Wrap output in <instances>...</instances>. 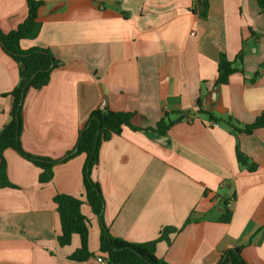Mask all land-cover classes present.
<instances>
[{
  "label": "crops",
  "instance_id": "obj_1",
  "mask_svg": "<svg viewBox=\"0 0 264 264\" xmlns=\"http://www.w3.org/2000/svg\"><path fill=\"white\" fill-rule=\"evenodd\" d=\"M39 34L23 50L47 48L60 66L45 87L30 89L20 137L31 155L61 159L77 142L89 115L106 104L134 113L132 124L155 129L165 114L175 120L164 136L125 127L100 147L92 177L105 200L110 234L131 243L165 238L155 253L166 264H219L240 247L246 264H264V128L234 134L212 118L251 125L264 111V11L254 0H37ZM195 8V9H194ZM195 10V11H194ZM26 0H0V31L27 18ZM226 85H217L221 54L234 61ZM259 74L253 82L251 80ZM19 65L0 45V132L11 121ZM238 151L256 170L238 162ZM11 187L0 189V264H100L101 223L84 203L89 250L60 246L54 197L84 200L85 155L43 170L13 149L4 153ZM234 200L229 223L222 203Z\"/></svg>",
  "mask_w": 264,
  "mask_h": 264
},
{
  "label": "trees",
  "instance_id": "obj_2",
  "mask_svg": "<svg viewBox=\"0 0 264 264\" xmlns=\"http://www.w3.org/2000/svg\"><path fill=\"white\" fill-rule=\"evenodd\" d=\"M254 1L259 5L262 13L264 11V0ZM26 2L28 13L25 21L14 31L9 33L0 31V45L19 65V83L11 92L14 99L11 121L0 132V189L12 186L7 176V162L4 157L7 149L15 150L24 159L41 168L43 170L40 178L42 183L52 180L53 168L56 165L66 163L79 155H85L86 159L82 169L85 189L84 200L66 194H57L53 199L61 222L62 232L58 237L60 246L70 245L73 236L78 235L80 237V247L70 256V259L84 262L94 256L89 250V220L81 212L82 205L87 203L101 223L100 252L107 260V264H166L157 257L155 245L159 240L165 238L167 231H172L173 228H165L160 237L150 243H131L112 236L103 221L105 200L100 185L94 181L92 174L99 164L101 145L114 135H121L125 127L134 131H153L164 136L173 125L189 117L190 113H174V115H179L175 120H172L170 114L167 113L155 129H142L132 124L134 113L115 112L106 107H101L89 115L87 122L79 131L75 147L61 159L42 158L25 152L20 141L25 97L30 89H41L48 85L51 73L61 64L50 49L35 47L23 50L21 48V40L35 38L41 30L38 11L43 3L37 0H26ZM195 5H200L205 9L208 8L207 0H197ZM242 59L243 52L234 61L229 60L225 54H221L218 62L216 84L226 85L233 73H243L242 70L235 68V63L237 61L241 62ZM258 76L259 74H256L251 82ZM212 119L214 123L229 126L236 135L241 133L251 134L257 129L264 128V111L260 113L253 124L242 127L231 118L227 120ZM238 162L241 166L247 167L250 172L256 170V166L251 164L249 159L240 151H238ZM226 203V201L222 203L224 209L222 219L224 222L229 223L232 211L226 207ZM219 264H246L241 254V248L235 247L225 251Z\"/></svg>",
  "mask_w": 264,
  "mask_h": 264
},
{
  "label": "built area",
  "instance_id": "obj_3",
  "mask_svg": "<svg viewBox=\"0 0 264 264\" xmlns=\"http://www.w3.org/2000/svg\"><path fill=\"white\" fill-rule=\"evenodd\" d=\"M195 1H197V0H195ZM105 106H106V104L103 103L101 107H105ZM211 125H212V126H217L218 124L213 122V123H211ZM233 202H234V200H230L229 202H227V203H226V207H227L228 209H230L231 206H232V204H233ZM97 261H98L100 264H107V260H106L105 258L101 257V256L97 258Z\"/></svg>",
  "mask_w": 264,
  "mask_h": 264
}]
</instances>
